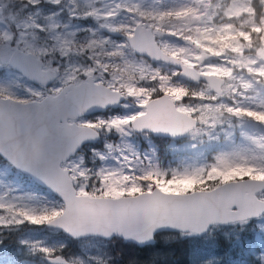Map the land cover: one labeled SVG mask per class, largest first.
Returning a JSON list of instances; mask_svg holds the SVG:
<instances>
[{
  "label": "snow or ice",
  "instance_id": "obj_1",
  "mask_svg": "<svg viewBox=\"0 0 264 264\" xmlns=\"http://www.w3.org/2000/svg\"><path fill=\"white\" fill-rule=\"evenodd\" d=\"M157 4L127 0L114 10L116 15L120 11L128 15L133 47L175 65L171 75L157 73L162 101L138 99L140 110L116 118L118 130L128 137L134 132L188 137L190 147L198 152L205 144H223L210 160L201 153L195 162H182L176 168L162 169L158 161L149 160V179L185 186L183 195L177 193L180 198L173 218L159 229L198 233L212 224H237L243 244V234L251 227L259 229L255 236L264 252V0H174L168 5L157 0ZM23 43L19 34L0 42V73L29 70L21 52ZM175 77L199 87L191 88ZM257 201L258 208L241 214ZM218 205L228 210L230 218L209 221L208 212ZM185 219H197L204 227L187 228ZM26 222L57 226L73 237L87 235L69 227L67 218L54 209L0 196V231ZM151 239L149 233L140 243ZM21 243L28 246L29 254L41 255L48 264H108L112 260L107 253L84 256L66 253L63 246ZM258 264H264V255L258 257Z\"/></svg>",
  "mask_w": 264,
  "mask_h": 264
},
{
  "label": "rangeland",
  "instance_id": "obj_2",
  "mask_svg": "<svg viewBox=\"0 0 264 264\" xmlns=\"http://www.w3.org/2000/svg\"><path fill=\"white\" fill-rule=\"evenodd\" d=\"M126 2L127 0H0V42L6 41L8 36L16 37L19 34L24 42L21 47L24 51L36 53L43 59L45 68L57 71V79L48 86L26 80L13 69L0 73V96H10L22 101L41 99L48 93H57L68 83H79L93 75L97 82L124 92L127 99L117 110L110 109L105 113L77 119L80 124L103 131L100 145L84 147L63 164L70 169L78 193L120 196L151 190L155 186L167 191L184 192V185L163 184L162 180L149 179V160L153 163L158 161L162 169L176 168L182 166V162H195L201 153L210 160L212 154L223 147V144H205L198 152L190 147L191 139L184 137L172 140L168 145L170 156L162 159L159 141L151 133L134 132L128 137L118 130L120 125L116 118L136 113L141 108L138 99L149 100L152 92L159 90L157 73L171 75L175 70L168 64L163 65L137 55L126 39L106 34L105 28L128 34L127 26L131 22L128 15L122 11L119 15L114 13L117 4ZM137 2L143 3L146 0ZM173 2L174 0H165V5ZM152 4L159 6L157 0H152ZM169 39L175 40L171 37ZM174 79L182 81L179 77ZM245 127L249 131L254 130L252 125ZM129 144L132 145L131 150L128 148ZM10 171L9 165L0 163V196L6 200L41 206L39 193L14 181ZM44 206L47 205L41 207ZM44 229L30 228L23 235L22 241L40 242L49 246L42 237ZM47 229L51 234L57 231ZM241 231L237 224H215L203 234V239L212 241L217 235H234L240 241ZM247 231L255 233L259 229L250 227ZM187 237L199 236L192 233H164L160 241L164 245ZM255 239L261 247L258 256L261 257L264 255L262 241L256 236ZM115 241L114 237L81 238L71 253L84 256L107 253L112 258L108 264H125L114 251ZM167 257L168 255H161L154 259L165 261ZM220 259L215 254L199 253L191 258V264H218ZM232 260L230 264H234L235 260Z\"/></svg>",
  "mask_w": 264,
  "mask_h": 264
},
{
  "label": "water",
  "instance_id": "obj_3",
  "mask_svg": "<svg viewBox=\"0 0 264 264\" xmlns=\"http://www.w3.org/2000/svg\"><path fill=\"white\" fill-rule=\"evenodd\" d=\"M105 32L115 37H125L137 55L158 61L133 47L128 34L108 28ZM21 52L29 66L28 71L21 72L25 77L43 85L56 80L57 71L53 68L43 69V60L34 52ZM166 64L175 68L173 64ZM124 100L125 96L120 91L96 82L93 75L78 84L68 83L57 94L49 93L41 100L22 102L0 97V155L18 171L30 176L35 183L51 190L64 204L60 214L67 218L68 226L86 232L87 235L73 237L57 226L46 227L63 230L75 239L92 236L106 239L120 237L141 246L154 244L160 233L176 232L167 228L159 229V225L168 223L173 218L174 205L180 198L177 193L183 195V192L164 191L156 186L133 195L80 194L74 185L70 169L63 166L84 145L97 143L101 138L98 129L78 124L75 120L84 115L104 112L110 107L117 108ZM156 100L162 101L161 95L149 102ZM145 204L151 206L145 207ZM258 207L259 201L244 207L241 214H247ZM207 215L209 221L230 218L228 210L220 205L213 207ZM183 223L187 228L197 230L204 227L197 219H185ZM213 225L215 224L208 227L207 231ZM207 231L183 233L202 235ZM149 233L153 234V239L140 243V238Z\"/></svg>",
  "mask_w": 264,
  "mask_h": 264
},
{
  "label": "trees",
  "instance_id": "obj_4",
  "mask_svg": "<svg viewBox=\"0 0 264 264\" xmlns=\"http://www.w3.org/2000/svg\"><path fill=\"white\" fill-rule=\"evenodd\" d=\"M165 65L163 62H157ZM191 88H196V85L181 81ZM152 96L160 95V91L152 92ZM0 95H2L0 93ZM158 142L159 154L162 159L170 156L168 145L171 139L156 137ZM100 144V143H99ZM98 144V145H99ZM0 163L9 165L11 169L10 175L24 186H29L39 193L40 204H44L50 209H54L59 213L64 208L63 202L54 195L50 190L41 187L35 183L30 176L18 171L10 163H8L0 155ZM39 206V207H41ZM44 232L42 236L49 246H63L66 253H71L75 247L78 239L70 238L64 231L57 230L52 233L46 225H32L25 223L23 225L14 226L12 229H4L0 231V264H48L41 255L29 254L28 246L21 243L22 237L30 228H42ZM39 237V236H37ZM115 238L114 251L125 264H191V258L199 253L215 254L220 256L218 264H230L235 260L234 264H258V256L261 252L260 245L256 242L255 233L247 231L243 235V244H240L238 239L231 235L226 237L224 235H217L212 241H205L204 236L187 237L183 239L173 240L162 244L161 234L157 235V242L153 245L140 246L133 242L123 241L119 237ZM128 254V255H127ZM168 255L165 261L161 259H154L155 256Z\"/></svg>",
  "mask_w": 264,
  "mask_h": 264
},
{
  "label": "flooded vegetation",
  "instance_id": "obj_5",
  "mask_svg": "<svg viewBox=\"0 0 264 264\" xmlns=\"http://www.w3.org/2000/svg\"><path fill=\"white\" fill-rule=\"evenodd\" d=\"M192 84H193V83H192ZM195 85L198 86V84H195ZM105 112H107V111H105ZM105 112H104V113H105ZM92 115H95V114H89V115H87V116H92ZM79 124H80V123H79ZM83 125H85V124H83ZM99 132L103 135V131H102L101 129H99ZM98 144H99V143H97V144H92V145H96V146H98ZM100 144H101V142H100ZM100 144H99V145H100ZM86 146H88V145H86ZM86 146H84V147H86ZM84 147H83V149H84ZM83 149H82V150H83ZM94 237H97V236H94ZM84 238H88V237H84ZM84 238H82V239H84ZM97 238H98V237H97ZM80 239H81V238H80ZM80 239H78V241H79ZM76 245H77V243H76Z\"/></svg>",
  "mask_w": 264,
  "mask_h": 264
}]
</instances>
